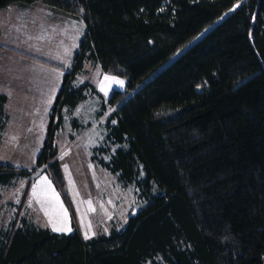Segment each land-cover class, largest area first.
I'll return each mask as SVG.
<instances>
[{
  "label": "trees",
  "instance_id": "16d2710c",
  "mask_svg": "<svg viewBox=\"0 0 264 264\" xmlns=\"http://www.w3.org/2000/svg\"><path fill=\"white\" fill-rule=\"evenodd\" d=\"M82 13L87 31L74 62H98L125 81L102 165L136 184L143 206L122 230L84 240L23 223L0 238V264H264V0H0ZM2 30L0 28V37ZM64 75L50 113L78 104ZM0 93V137L8 121ZM60 108V109H59ZM49 140V139H48ZM32 168L0 163V184Z\"/></svg>",
  "mask_w": 264,
  "mask_h": 264
},
{
  "label": "rangeland",
  "instance_id": "374dc122",
  "mask_svg": "<svg viewBox=\"0 0 264 264\" xmlns=\"http://www.w3.org/2000/svg\"><path fill=\"white\" fill-rule=\"evenodd\" d=\"M14 14L17 19L0 40V90H10L5 106L8 121L0 137V163L32 168L49 139L50 148L57 151L62 181L53 174L50 159L30 176L0 184V238L24 222L60 233L76 231L84 240L122 230L130 214L144 204L136 184L122 183L102 165L119 146L107 137L111 125L117 123L112 118L116 107L107 100L112 91H125V81L104 72L91 59H85L82 68L75 70L74 58L87 31L81 12L33 15L37 22L24 28L31 34L21 28L19 10ZM0 20L4 21L1 14ZM15 44L30 46L32 51L26 54L34 57L8 48ZM37 55L61 66L45 64ZM66 73L74 74L70 80L73 87H83L75 107L70 102L61 106L62 122L56 127L50 113ZM30 77L36 81L27 80ZM10 78L26 86L45 84V88L19 93L13 90L12 82H6ZM99 83L105 93L99 91ZM54 226L70 231H56Z\"/></svg>",
  "mask_w": 264,
  "mask_h": 264
},
{
  "label": "crops",
  "instance_id": "0c3cea01",
  "mask_svg": "<svg viewBox=\"0 0 264 264\" xmlns=\"http://www.w3.org/2000/svg\"><path fill=\"white\" fill-rule=\"evenodd\" d=\"M18 10L22 14L20 20L22 21L21 28L23 29V31H24L25 27H32V25L35 22H37V20L33 19V15L45 14V15L49 16V15H52L54 13L55 14L56 13L59 14V12L61 11L59 9L51 7V6H49L47 4H44L42 2H34V3H31V4L11 3V4L7 5L6 7L0 9V14L4 16V21L0 20V28L2 30V34H1L0 40H1V38H2V36L4 34V32H5V29H7V27L11 26V24L14 23V20L17 19V15H15L14 13H16V11H18ZM55 14L53 15V17L56 16ZM69 14H70V12H69ZM24 32H27V33L31 34L30 33V29L29 30L26 29ZM1 46H5V45L3 44ZM5 47H7V46H5ZM8 48L13 50V52H18V53H21V54L23 53L24 55H27V56H30V57H34V56L26 54V53L32 51L30 46L27 48V45L15 44L13 46L10 45ZM16 50H18V51H16ZM35 57L38 58L37 60H43L45 64H51V65H54V66H58V65L61 66V63L57 64L58 63L57 61L55 63V62H53L51 60L42 59L38 55L35 56ZM27 80H32V81L35 82L36 78L35 77H30ZM6 82H12L13 84H11V83L10 84L13 86V90L17 91L19 93H26V92H33V91H37L38 92L41 89L45 88V84L38 85L37 87L34 84H32V85L30 84L29 86H26L22 81H18V82L14 81L13 82V80H11V78L8 79ZM98 85H100V83ZM102 88L103 87H102V84H101L100 88H98V89H99L100 92L105 93L104 90H101ZM9 92H10V90H7V89L0 90V93L5 94L8 97V99L10 97V93ZM37 92H35V93H37ZM5 106H7V105H5ZM48 115H49V113H48Z\"/></svg>",
  "mask_w": 264,
  "mask_h": 264
},
{
  "label": "snow or ice",
  "instance_id": "6c2138e0",
  "mask_svg": "<svg viewBox=\"0 0 264 264\" xmlns=\"http://www.w3.org/2000/svg\"><path fill=\"white\" fill-rule=\"evenodd\" d=\"M105 79L108 80V79H115V78L105 77ZM117 83H119V84L122 85L123 84V81H117ZM101 90H104V89L102 88ZM33 194L35 195V189H33ZM57 199H58V197H57ZM89 203H91V202H89ZM53 230H56V231H63V230L70 231V229L56 228L55 226H54V229ZM85 238H88L87 237V234H85Z\"/></svg>",
  "mask_w": 264,
  "mask_h": 264
}]
</instances>
